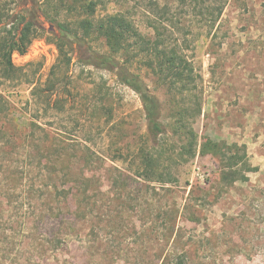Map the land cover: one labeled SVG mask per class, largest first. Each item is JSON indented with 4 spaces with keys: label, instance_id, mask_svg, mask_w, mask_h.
<instances>
[{
    "label": "rangeland",
    "instance_id": "1",
    "mask_svg": "<svg viewBox=\"0 0 264 264\" xmlns=\"http://www.w3.org/2000/svg\"><path fill=\"white\" fill-rule=\"evenodd\" d=\"M59 2L0 0L6 22L24 15L44 29L13 54L34 62L30 75L0 84V264H264V0H226L221 12L222 0H97V18L122 13L145 36L172 30L200 74L181 94L130 65L167 128L182 110L198 135L188 160L179 139H162L165 183L138 176L147 119L139 95L97 62L106 39L65 37L59 59L58 23L79 15ZM210 143L245 144L258 169L223 186Z\"/></svg>",
    "mask_w": 264,
    "mask_h": 264
},
{
    "label": "trees",
    "instance_id": "2",
    "mask_svg": "<svg viewBox=\"0 0 264 264\" xmlns=\"http://www.w3.org/2000/svg\"><path fill=\"white\" fill-rule=\"evenodd\" d=\"M225 1L222 0V3L218 5L219 12L223 10ZM97 5V0H60L59 6L67 8L69 11L77 10L79 15L75 24L72 21L58 23L60 36H56L55 40L59 59L63 56L67 58L65 37L80 34L84 39L94 36H102L106 39L110 53L99 55L97 62L106 68L116 70L120 81L139 95L147 119L149 138L146 146L139 150L141 170L138 171V176L151 181L172 182L174 177L171 172L169 170L166 172V169L161 168L158 164L159 157L162 155L158 151V148L162 146V139L168 135L179 139L181 145L179 146L180 150L176 149L177 153L188 160L194 157L198 151V135L193 123L188 117L186 118V114L182 110L177 111V117L171 130L167 128L162 120V104L159 97L150 90L138 73L130 69V65L138 63L137 61L143 63L168 86V89L176 88L181 94L193 92L198 85L200 74L197 73L193 62L184 53L182 43L176 40L178 45L169 39L171 35L175 34L172 30L166 28L169 33L166 35V32L162 33L161 30L156 29L152 36H145L134 22L122 13L97 18ZM43 31L44 29L34 20H27L24 15H18L15 20L6 22L0 14V84L8 81H20L23 77L30 75L27 66L34 62L16 65L13 61V54H26L33 40L39 37ZM131 53L134 54L132 57H130ZM35 73L32 75L35 76ZM54 87L55 85H52L49 89ZM38 89L39 85L33 84L32 94L36 95ZM45 97L48 99L50 96L45 94ZM1 99L4 100L2 93H0ZM200 112L201 104L198 103L196 113ZM210 144H212L213 154L222 159L220 182L223 186L229 187L237 181H246L248 180L247 173L258 169L248 159L245 144ZM205 147L206 144H203L202 148ZM164 175H168V177H164Z\"/></svg>",
    "mask_w": 264,
    "mask_h": 264
}]
</instances>
